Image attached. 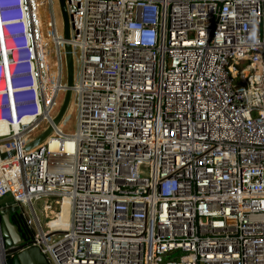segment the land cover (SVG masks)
<instances>
[{
    "label": "built area",
    "instance_id": "1",
    "mask_svg": "<svg viewBox=\"0 0 264 264\" xmlns=\"http://www.w3.org/2000/svg\"><path fill=\"white\" fill-rule=\"evenodd\" d=\"M65 3L75 130L25 150L65 40L57 0H0V198L48 264H264V0Z\"/></svg>",
    "mask_w": 264,
    "mask_h": 264
},
{
    "label": "water",
    "instance_id": "2",
    "mask_svg": "<svg viewBox=\"0 0 264 264\" xmlns=\"http://www.w3.org/2000/svg\"><path fill=\"white\" fill-rule=\"evenodd\" d=\"M57 2L62 23V35L65 40L63 44L65 56V92L61 105L56 115L52 118L51 123L25 146V150H31L42 144L52 134L55 127L57 128L62 124L70 109L75 74L73 47L70 43L71 32L65 0H57ZM14 153V151L11 152V154ZM6 157V153L0 152V159ZM17 211H19V207L10 194L0 198V230L4 241V249L2 254H0V264H9L7 262L8 258H12V264H48L46 257L35 244V241L33 239L24 240L16 226L11 222L10 215Z\"/></svg>",
    "mask_w": 264,
    "mask_h": 264
},
{
    "label": "rangeland",
    "instance_id": "3",
    "mask_svg": "<svg viewBox=\"0 0 264 264\" xmlns=\"http://www.w3.org/2000/svg\"><path fill=\"white\" fill-rule=\"evenodd\" d=\"M70 111L68 114L65 116L64 120L62 121V129L66 133H71L75 130V118H74V113L72 112L71 108L69 109ZM52 201V200H50ZM41 206H42V201H39L37 203H34V208L36 211V214L40 218V223L43 229H46L45 222L49 220V218H45L42 211H41ZM24 209L28 212V214L31 216L30 210L27 206L24 207ZM58 211V205L55 204L52 201V213Z\"/></svg>",
    "mask_w": 264,
    "mask_h": 264
},
{
    "label": "trees",
    "instance_id": "4",
    "mask_svg": "<svg viewBox=\"0 0 264 264\" xmlns=\"http://www.w3.org/2000/svg\"><path fill=\"white\" fill-rule=\"evenodd\" d=\"M11 222L16 226L18 232L22 236L24 240H31L34 235V231L32 228L29 227L27 224L26 218L24 215L21 213V211H17L15 213H12L10 215ZM12 258H8L7 262L9 264H12Z\"/></svg>",
    "mask_w": 264,
    "mask_h": 264
},
{
    "label": "bare ground",
    "instance_id": "5",
    "mask_svg": "<svg viewBox=\"0 0 264 264\" xmlns=\"http://www.w3.org/2000/svg\"><path fill=\"white\" fill-rule=\"evenodd\" d=\"M9 130V127L6 124H0V134L7 133ZM53 213L52 211H49L48 215H52ZM50 222L52 226H64L66 224V220L62 214L59 215V218L53 219Z\"/></svg>",
    "mask_w": 264,
    "mask_h": 264
},
{
    "label": "clouds",
    "instance_id": "6",
    "mask_svg": "<svg viewBox=\"0 0 264 264\" xmlns=\"http://www.w3.org/2000/svg\"><path fill=\"white\" fill-rule=\"evenodd\" d=\"M7 19V16L4 12V8L0 5V32H2V23ZM22 21H24V19H22ZM4 56H6V54H4ZM14 80V78L12 79ZM10 80V82L12 81Z\"/></svg>",
    "mask_w": 264,
    "mask_h": 264
}]
</instances>
